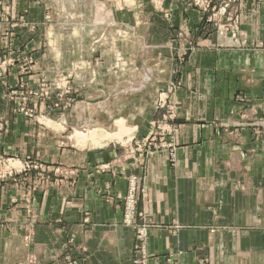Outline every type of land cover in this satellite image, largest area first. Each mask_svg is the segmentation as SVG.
Here are the masks:
<instances>
[{"label": "crops", "instance_id": "0c3cea01", "mask_svg": "<svg viewBox=\"0 0 264 264\" xmlns=\"http://www.w3.org/2000/svg\"><path fill=\"white\" fill-rule=\"evenodd\" d=\"M230 7L238 31L206 28L216 10L207 17L182 7V15L173 16L177 28L186 22L194 42L184 58L177 55L183 47L175 30L136 32L132 37L144 46L121 49L136 57L135 77L115 74L117 54L107 50L95 68L98 79L84 81L80 114L57 119L67 129L78 123L108 128L124 119L133 127L130 144L76 148L65 142L66 132L9 123L0 153L30 155L50 176L28 196L38 215L27 230L17 225L27 217L17 222L9 210L13 187L0 184V264H134L136 231L123 223L132 177L138 185L134 222L144 216L152 224L147 264H264V0H232ZM92 22L74 24L81 49L97 35L87 33L96 28ZM166 35L172 38L167 46ZM151 36L155 42L147 41ZM168 80L176 93L159 97L175 99L179 118L164 126L157 121L168 110L158 106L157 95ZM7 253L16 260L5 262Z\"/></svg>", "mask_w": 264, "mask_h": 264}, {"label": "rangeland", "instance_id": "374dc122", "mask_svg": "<svg viewBox=\"0 0 264 264\" xmlns=\"http://www.w3.org/2000/svg\"><path fill=\"white\" fill-rule=\"evenodd\" d=\"M214 1L0 0V146L9 123L12 121L17 123L18 120L27 122L39 130H45L47 133L64 134L66 132L68 140L66 138L65 142L76 148L130 144L129 140L133 139L132 132H127L119 140L91 137V132L95 129L115 133L118 128L114 123L108 128L99 127L98 123L90 124L91 126L78 123L67 129L66 126L59 125L57 119L71 115L75 117L80 114L79 101L84 97L87 87L84 81L92 85L98 79L100 74L95 73V68L98 69L105 62L103 57L107 55L104 54L107 50L112 49L117 54L113 67L115 74L120 77L123 75L125 78L137 75L139 66L136 57H134L135 60L126 58L121 51L124 47L144 46L142 39L135 40L136 32L147 30L150 33L154 31V28L165 31L168 28L175 30L173 33L175 40L177 39L183 47L177 55H180L179 58H184L194 42L188 34L185 21L183 26L178 28L174 25L173 16H181L182 7L198 10L207 17L211 10H216V13H211L205 20L206 28L214 24L213 26L217 29L238 31L235 23L237 12H228L232 0H227L219 6ZM154 17H160L162 20L153 21ZM144 18H151V21L148 20L144 24ZM121 19L126 21L123 22ZM91 21H93L92 26L96 28H90L87 33L96 31L97 35H90L81 49L80 45L75 43L78 30L74 24ZM201 25L203 26V22ZM170 37L166 35L163 38L166 46L172 39ZM147 41L155 42V38L151 36ZM78 48L84 51L83 55ZM61 55H65L66 58L62 59ZM107 59L109 58H105ZM168 59L169 56L166 59L167 63ZM37 75H40V78L34 79ZM167 86L166 90L158 93L157 98H159L158 106L162 108L167 106L168 113L157 122L159 125L171 126L179 118L174 109L176 101L175 99L172 102L168 101L170 97L167 99L166 96L159 97L176 93L173 81L168 80ZM125 123L127 128L133 129L126 121ZM77 131L86 136L75 140L73 137ZM99 133L104 136L103 133ZM13 139L17 140L15 137ZM27 139L31 140L32 136H28ZM169 146L171 147L170 158L174 160L176 146L172 144ZM175 165L173 163V166ZM42 170L43 165L30 155L23 159L14 155L3 156L0 153V184L13 187L16 200L11 202L9 210L14 212V217H18L15 218L17 222L23 220L21 218L24 216L27 217L25 223L17 224L20 227L23 226L25 230L33 227L38 215L37 208L32 206V195V199L28 196L43 186L42 182L50 176ZM66 174V172H57L56 177ZM125 216L124 212V220ZM14 256L7 253L4 261L10 263L16 260L17 257ZM67 256L66 258H72L70 254Z\"/></svg>", "mask_w": 264, "mask_h": 264}, {"label": "built area", "instance_id": "2783aa9c", "mask_svg": "<svg viewBox=\"0 0 264 264\" xmlns=\"http://www.w3.org/2000/svg\"><path fill=\"white\" fill-rule=\"evenodd\" d=\"M259 109L264 114V100L259 105ZM137 179H131L129 184V193L124 199L125 207V220L123 221L125 226L131 227L136 231L137 244L134 247L135 260L134 264H147V242H148V232L151 228L150 222L146 220L144 216H140V224L134 222L136 214V203H137Z\"/></svg>", "mask_w": 264, "mask_h": 264}, {"label": "bare ground", "instance_id": "6f19581e", "mask_svg": "<svg viewBox=\"0 0 264 264\" xmlns=\"http://www.w3.org/2000/svg\"><path fill=\"white\" fill-rule=\"evenodd\" d=\"M117 128L118 130L115 133H108L106 131H102L101 129H95L93 132H91V137H97L99 136L98 139H121L127 132H132L133 130L127 128V125L125 123V120H119L116 122ZM99 132L103 133L104 136L102 134H100ZM99 133V134H98ZM128 133V134H129ZM102 135V136H101ZM83 136H86L80 132H76V135L73 137L75 140H80V138H82Z\"/></svg>", "mask_w": 264, "mask_h": 264}]
</instances>
